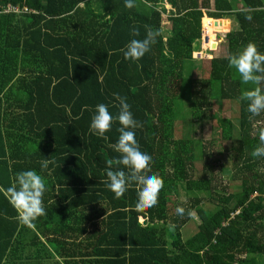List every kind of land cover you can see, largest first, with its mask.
<instances>
[{"label": "trees", "instance_id": "16d2710c", "mask_svg": "<svg viewBox=\"0 0 264 264\" xmlns=\"http://www.w3.org/2000/svg\"><path fill=\"white\" fill-rule=\"evenodd\" d=\"M7 6L19 12L4 13ZM230 17L236 30L223 21ZM201 21L206 48L215 50L213 32H224L226 57L210 59L206 76L187 79L184 64L199 61L193 54ZM149 29L159 32L156 43L139 61H126V43ZM249 42L264 54V0H135L131 9L124 0H0V264H257L264 258V156L251 155L260 146L264 111L247 112L242 95L252 87H241L228 59ZM114 93L140 122L135 139L163 181L152 207L136 209L135 182L120 198L106 187V170L127 174L110 147L120 125L114 121L100 137L89 123L98 103L117 114ZM215 100L235 102L239 111L237 130L220 120L216 138L227 145L230 180L239 183L234 194L208 172L205 146L175 138L179 109L188 106L190 119L202 123ZM43 158L53 161L46 170ZM28 169L47 188L45 214L30 227L19 222L4 191L16 172ZM181 192L189 209L174 215L169 201ZM205 203L213 210H203ZM192 212L200 223L183 239Z\"/></svg>", "mask_w": 264, "mask_h": 264}, {"label": "clouds", "instance_id": "9594fccd", "mask_svg": "<svg viewBox=\"0 0 264 264\" xmlns=\"http://www.w3.org/2000/svg\"><path fill=\"white\" fill-rule=\"evenodd\" d=\"M135 6V0H124V7L131 9ZM135 35V29H133ZM159 32L149 29L143 39H131L121 50L126 61H139L156 43ZM230 67L234 68L241 80L251 83L255 87L243 93L242 99L247 103V112L251 116H257L264 111V54L257 50L253 42H249L242 48L237 49L228 57ZM114 105L118 108L115 116L109 111V105L98 103L95 105L90 118L89 131L93 135L104 137L114 121H118L119 136L116 142L110 147L119 153V164L127 169L106 170V187L116 198H120L127 186L135 182L139 186L137 192L136 209L152 207L157 203L159 190L163 186L162 179L152 173L150 153L142 151L135 139V129L141 124L133 116L130 105L126 98L118 93L113 94ZM260 146L256 147L251 155L253 157L264 156V128L258 129ZM53 161L43 158L40 162L41 170H46ZM10 205L16 210L20 223L32 225L37 217L45 214L43 196L47 191L43 177L35 170H21L14 175L13 183L4 189ZM178 215H183L185 209L177 206L175 209ZM189 215L191 213L189 212Z\"/></svg>", "mask_w": 264, "mask_h": 264}, {"label": "rangeland", "instance_id": "374dc122", "mask_svg": "<svg viewBox=\"0 0 264 264\" xmlns=\"http://www.w3.org/2000/svg\"><path fill=\"white\" fill-rule=\"evenodd\" d=\"M212 1V0H211ZM166 9H169L168 5H165ZM223 21L228 23V29L236 30L237 24L234 18H224ZM218 23V22H217ZM215 22V24H217ZM164 27H167L166 22L164 21ZM203 32V25L201 21V34ZM214 41L217 43L215 50H212V47H205L203 43V36L201 35L200 44L197 48V51L193 54V59L197 60L198 57L196 54L201 53L203 51L202 59L199 61L194 62H186L184 64V77L187 79H191V75H200V77L206 76V70L208 73L209 69V61L212 58H224L226 57V46L224 41V32L218 33L213 32ZM199 50V51H198ZM198 52V53H197ZM201 56V55H200ZM235 77L240 81L241 87L246 88L248 86L255 87L251 83L245 84L239 74L235 71ZM184 84H187L185 82ZM182 102L178 103V106ZM210 113L209 120H206L202 123L194 122L189 117V108L188 106H183L181 113L179 109V118L175 124V138H193L196 144L205 146V151L209 156L206 158V163L210 165V169L208 172L211 173V176H214L216 181H220L218 183L222 186H228V193L234 194L239 191V183L232 182L230 179V161H229V153L227 150V145L224 142L217 141L218 137V126L219 121L226 119L229 120L234 129L237 130L238 128V107L235 102L232 101H213L212 108ZM208 113V114H209ZM261 128H264V119L261 121L260 124ZM194 170H195V178H200L202 175L203 165L201 160H197L194 163ZM204 196L201 195V198ZM182 205L183 208L189 209V202L187 197L184 196L183 192L172 198L169 201V207L172 209L173 214L176 215V207ZM203 210L212 211L213 205L212 204H203L201 206ZM199 219L194 212H192V221H190L181 231L183 239H187L191 237L197 230L196 226L199 224ZM257 264H264V258L257 257L256 258Z\"/></svg>", "mask_w": 264, "mask_h": 264}, {"label": "built area", "instance_id": "2783aa9c", "mask_svg": "<svg viewBox=\"0 0 264 264\" xmlns=\"http://www.w3.org/2000/svg\"><path fill=\"white\" fill-rule=\"evenodd\" d=\"M19 12V9L18 8H13L11 6H7L5 9H4V13H18ZM23 12H28L27 9H23ZM203 36V32L201 34ZM198 53V52H197ZM198 57L196 58L197 60H201L202 59V55H203V51L201 53H198ZM201 55V56H200ZM142 223V222H141Z\"/></svg>", "mask_w": 264, "mask_h": 264}, {"label": "water", "instance_id": "95a60500", "mask_svg": "<svg viewBox=\"0 0 264 264\" xmlns=\"http://www.w3.org/2000/svg\"><path fill=\"white\" fill-rule=\"evenodd\" d=\"M216 23H217V21H215ZM221 22V21H220ZM193 47L195 48L196 47V45H193Z\"/></svg>", "mask_w": 264, "mask_h": 264}]
</instances>
